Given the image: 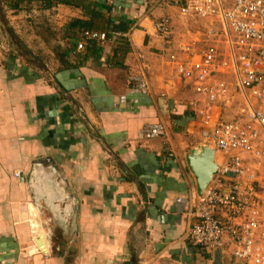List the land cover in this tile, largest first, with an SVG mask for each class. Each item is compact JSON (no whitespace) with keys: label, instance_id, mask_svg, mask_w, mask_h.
Returning a JSON list of instances; mask_svg holds the SVG:
<instances>
[{"label":"crops","instance_id":"0c3cea01","mask_svg":"<svg viewBox=\"0 0 264 264\" xmlns=\"http://www.w3.org/2000/svg\"><path fill=\"white\" fill-rule=\"evenodd\" d=\"M184 2L60 0L45 9L41 0L19 8L0 0L12 36L38 16L62 34L52 50L38 47L49 61L0 57V264H243L227 248L188 239L199 193L187 155L206 145L205 125L189 105L197 98L192 84L169 60L173 44L154 29L169 17L176 41L201 36V22L179 14ZM114 25L127 30L110 32ZM87 29L109 37L78 49ZM139 73L149 93L128 84ZM157 123L167 134L146 137L143 129ZM43 157L54 160L73 194L61 177H40L35 189L22 181ZM215 159L223 153L215 150ZM34 213L46 250L34 239ZM217 215L226 219L223 210Z\"/></svg>","mask_w":264,"mask_h":264},{"label":"built area","instance_id":"2783aa9c","mask_svg":"<svg viewBox=\"0 0 264 264\" xmlns=\"http://www.w3.org/2000/svg\"><path fill=\"white\" fill-rule=\"evenodd\" d=\"M178 8L181 16L205 23L201 36L176 41L169 17L155 21L154 29L173 44L169 60L197 95L189 105L205 125V144L223 153L199 196L188 239L208 250L227 248L243 264H264V0H185ZM106 39L105 32L87 29L77 48ZM127 81L138 92L151 91L145 73ZM232 105L239 109L225 119ZM143 134L157 137L167 129L157 123ZM218 210L225 212V220Z\"/></svg>","mask_w":264,"mask_h":264},{"label":"rangeland","instance_id":"374dc122","mask_svg":"<svg viewBox=\"0 0 264 264\" xmlns=\"http://www.w3.org/2000/svg\"><path fill=\"white\" fill-rule=\"evenodd\" d=\"M6 15L7 13L4 11L3 7L0 6V49L3 52V55H0V57L3 58V56L7 57L9 54H15L19 57L20 61L24 62L28 61L37 63L41 61H49V59L52 58V55L49 52L43 53L44 49L42 50L38 47L40 45H43L44 47L50 45L51 48L48 49L50 51L52 50V47L59 45V38L57 41L56 38L60 35L62 36V34L54 21L48 20L49 16H47L48 18L46 16L45 18L38 16L37 19L32 20L31 28L29 30H26L24 32L22 31V29H18L21 30V34L12 36L11 31L13 32L15 29L7 20ZM19 24V26H21L22 28L23 24ZM204 27L205 23L201 21V34L205 32ZM58 32L60 33L58 34ZM24 34L26 35L25 37L21 36ZM228 79L232 80V77L229 76ZM238 94L236 96V100L240 101V96ZM226 109L227 110L226 112H224L223 116L225 119H229L235 116L239 107L237 105H232L230 107H227ZM33 218V234L35 236V242L40 237V239L43 241L44 235L42 232V228L39 225V218L37 215H34ZM37 232L42 235L39 236L38 234V237L36 234ZM38 245L40 244L38 243Z\"/></svg>","mask_w":264,"mask_h":264},{"label":"water","instance_id":"95a60500","mask_svg":"<svg viewBox=\"0 0 264 264\" xmlns=\"http://www.w3.org/2000/svg\"><path fill=\"white\" fill-rule=\"evenodd\" d=\"M187 162L195 176L198 193L199 196H201L217 169L215 150L208 145L194 148L187 155ZM48 175L61 177L60 181L62 182V185L67 189L68 181L62 178V171L54 164V160L51 157L34 159L31 163V170L23 176L22 181H27L31 189H35L37 179L40 177L46 178ZM67 190L69 195L73 194L70 188Z\"/></svg>","mask_w":264,"mask_h":264},{"label":"trees","instance_id":"16d2710c","mask_svg":"<svg viewBox=\"0 0 264 264\" xmlns=\"http://www.w3.org/2000/svg\"><path fill=\"white\" fill-rule=\"evenodd\" d=\"M24 1H26V0H15L14 8H19L20 4ZM41 1H42V8L46 9V8L52 7L55 3H57L60 0H41ZM94 16H95V14H94ZM72 22L70 24L75 25V23H76L77 25H79L78 28H80V29L83 28V26H82L83 24L88 25V24L80 22V21H72ZM112 24H114V22H112ZM89 27L91 28V26H89ZM126 30H127V27L122 28L121 26L117 27L114 25L113 28L110 30V32H114V31L115 32H118V31L124 32ZM106 34H107V37H109V32H107ZM74 39H77V38L75 37ZM94 44L95 43H93V46H94Z\"/></svg>","mask_w":264,"mask_h":264},{"label":"bare ground","instance_id":"6f19581e","mask_svg":"<svg viewBox=\"0 0 264 264\" xmlns=\"http://www.w3.org/2000/svg\"><path fill=\"white\" fill-rule=\"evenodd\" d=\"M32 215H33V214H32ZM34 215H35V214H34ZM32 217H33V216H31V218H32ZM31 218H30V219H31ZM35 221H36V220H35ZM36 222H37V221H36ZM31 223H32V220H31ZM34 224H35V223H34ZM36 224H37V223H36ZM32 226H33V223H32ZM32 228H33V227H32ZM36 234H37V236H38L39 232H37ZM40 235H42V234H39V236H40ZM43 235H44V234H43ZM39 236H38V237H39ZM38 237H37V238H38ZM37 238H36V239H37ZM40 238H41V237H40ZM40 238H38V240L36 241V245L38 246V243H39V244H40V248L43 249V250H46V243H45V240L42 241ZM34 239H35V236H34ZM39 241H40V242H39ZM38 247H39V246H38ZM34 249H35V248H34ZM38 249H39V248H38Z\"/></svg>","mask_w":264,"mask_h":264}]
</instances>
